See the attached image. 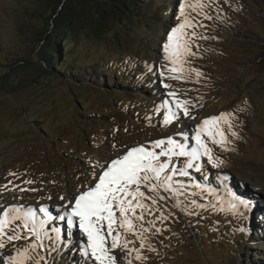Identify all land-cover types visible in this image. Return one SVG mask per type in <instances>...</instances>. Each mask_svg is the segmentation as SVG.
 <instances>
[{
	"label": "rangeland",
	"instance_id": "374dc122",
	"mask_svg": "<svg viewBox=\"0 0 264 264\" xmlns=\"http://www.w3.org/2000/svg\"><path fill=\"white\" fill-rule=\"evenodd\" d=\"M164 1L166 13H170V18H160L164 29L139 22L128 24L123 46L112 44L107 48L100 42L90 51L78 47L66 55V62L73 63L74 68L84 66L78 81L64 79L53 70L38 75L24 64L10 72L13 89L0 92V215L14 204L32 207L38 218L41 206L51 213L44 248L31 253L27 264L37 260L49 264L50 259L51 264H93L83 256L86 237L53 219L64 204L60 197L67 198L70 192L94 184L95 171H99L93 168L96 161L108 162L131 147L169 136L182 141L181 132L191 136L192 131L184 127L189 123L187 118L163 124L164 102L173 99L167 95L169 91L196 102L193 112L197 122L232 113L228 119L237 135L232 136L222 122L228 140L226 149L210 142L209 146L224 163L213 168L205 157L201 173L190 169L193 181L204 191L188 188V193L198 194L179 197V207L173 206L172 199L161 201L168 219L156 222L160 233L154 228L145 233L143 249L135 235L127 234L132 241L129 248L139 250L146 259L136 260L135 252L127 259L132 264H245L242 259L252 260L253 256L264 264V0H216L203 9H187L191 19L205 25L195 29L198 37H207L194 38L192 51L196 55L188 57L189 63L184 65L202 73L198 82L195 72L167 71L172 65L163 60L162 42L170 28L179 23L175 18L179 13L175 0ZM201 2L209 4V0H189L190 4ZM30 8L27 0H0V71L8 63L27 57L35 47L31 29L21 18ZM205 13L212 19L204 18ZM94 61L126 68L134 64L145 72L139 75L137 71L135 76L130 72L119 82L113 74L104 75L96 71V66H86ZM162 70L164 77H160ZM170 75H186L187 80L170 79ZM163 84L171 87L165 89ZM187 142L194 145L192 140ZM179 159L182 162L185 158ZM224 174L230 176L228 181L223 180ZM176 179L188 183L186 177ZM25 180L34 183L24 184ZM4 185L12 190H5ZM13 185L37 191L21 192ZM234 189L253 204L252 211L240 217L210 206V202L219 201L227 208L229 194H236ZM192 200L209 207H196ZM185 207L187 213L182 210ZM144 226L149 227L147 223ZM56 228L62 229L59 239ZM222 230L228 234L222 236ZM50 242L56 246L51 252ZM27 245L24 240L7 244L0 250V260L5 253L16 255L17 249L22 251ZM149 245L154 250H149Z\"/></svg>",
	"mask_w": 264,
	"mask_h": 264
},
{
	"label": "snow or ice",
	"instance_id": "6c2138e0",
	"mask_svg": "<svg viewBox=\"0 0 264 264\" xmlns=\"http://www.w3.org/2000/svg\"><path fill=\"white\" fill-rule=\"evenodd\" d=\"M215 2L216 0H209V4L205 5L203 2L190 4L189 0H175L174 7L178 8L179 13L175 18L179 23L170 28L166 40L162 42L163 60L172 65L167 67L169 73L195 72L198 82L202 73L198 69L185 68L184 65L189 63L188 57L196 55L192 51L194 38L207 39V37H198L195 29L205 25L191 19L187 9L191 8L195 11L197 7L203 9ZM204 18L212 19L206 13ZM190 28L193 30L188 32L187 29ZM160 77H164L163 70L160 72ZM168 78L187 80L186 75H170ZM163 87L168 89L171 85L163 84ZM167 95L173 99L164 102L166 111L163 124L169 125L187 118L189 123L184 127L192 131L191 136L187 132H181L182 141L169 136L131 147L108 162L96 161L93 168L94 170L98 168L99 171H95L94 184L85 186L84 190L77 193L70 192L67 198L60 197L64 204L61 206V212L53 219H58L66 229H77L86 237L83 256L92 260L93 264H124V260L132 252H135L136 260L146 259L139 250L129 248L132 241L127 239V234L135 235L140 240V248L143 249L147 239L144 234L151 232L153 228L155 233H160L162 230L156 227V222L163 223L168 219L161 209V201L167 202L172 199L175 201L173 206L179 207L182 203L179 197L187 198L189 195L198 194L188 193V188L200 189L201 193L204 191L199 183L193 181L189 170L201 173L203 169L201 161L205 157L206 163L213 168H219L224 163L218 156H214L213 148L209 146L210 142L211 145L226 149L228 140L222 122L228 125L232 136L237 135L232 131V123L228 119L233 115L232 113H221L197 122L193 112L197 107L195 101L178 98L176 91H169ZM189 140L194 141V145H190L187 142ZM179 158L185 159L181 162ZM9 175L16 176L15 173ZM176 177H186L188 183ZM229 179L230 176L223 175V180ZM8 183L12 184V181ZM23 183L32 184L34 181L25 180ZM3 187L5 190H12L8 185ZM13 188H19L21 192L37 191L35 188L28 189L18 185H13ZM229 195L231 199L227 208L219 201L216 204L210 202V206L218 211L227 210L240 217L253 210V204L249 200L234 193ZM191 204L202 209L209 207L203 203L197 204L195 200H192ZM182 210L187 213L186 207ZM38 211L43 214V218H38L37 211L32 207L24 205L14 204L2 210L0 250L7 244L21 240L27 241L28 245L22 251L17 249L16 255L5 253L0 264H27L32 259L31 253L44 248L43 240L48 234L46 225L51 213L44 206ZM156 212L160 215L156 216ZM190 214L198 215V213ZM146 217L152 219L147 220ZM145 223L149 227H145ZM55 231L59 239L62 229L56 228ZM148 247L149 250H154L151 245ZM35 264H39V260L35 261ZM127 264H132V260L127 259Z\"/></svg>",
	"mask_w": 264,
	"mask_h": 264
},
{
	"label": "trees",
	"instance_id": "16d2710c",
	"mask_svg": "<svg viewBox=\"0 0 264 264\" xmlns=\"http://www.w3.org/2000/svg\"><path fill=\"white\" fill-rule=\"evenodd\" d=\"M27 2L31 8L21 18L26 20L25 25L31 29L35 47L27 57L8 63L0 71V92L13 89L9 74L14 66L22 64L31 66L38 75L50 74L53 70L62 74L64 79L78 81L83 75L84 66L74 68L73 63L66 62V55L78 47H85L90 51L92 45L100 42L107 48H112V44L121 47L126 43L128 32L125 29H129L128 24L139 22L160 30L164 29L160 18L164 19L165 15L170 18V13H166L167 5L164 0H27ZM115 47L113 48L118 49ZM86 66H96V71L103 72L104 75L113 74L119 82L125 80L130 72L134 76L137 71L139 75L145 72V69L137 68L134 64L131 68L118 63L112 67L94 61ZM138 78L141 84L142 78ZM221 234L226 236L228 232L224 230ZM235 238L233 240L236 243ZM48 247L50 252L56 248L51 242L48 243ZM242 254L243 252L240 253ZM251 259L242 261L245 264H262L256 262L253 256ZM51 262L50 259L48 263Z\"/></svg>",
	"mask_w": 264,
	"mask_h": 264
},
{
	"label": "bare ground",
	"instance_id": "6f19581e",
	"mask_svg": "<svg viewBox=\"0 0 264 264\" xmlns=\"http://www.w3.org/2000/svg\"><path fill=\"white\" fill-rule=\"evenodd\" d=\"M232 187H233V186H232ZM234 190H235V189H234ZM235 191H236V190H235ZM238 191H239V190H238ZM236 194L238 195V194H239V192H237V191H236ZM42 215H43V214H41V213H40V216H39V218H42ZM67 243H69V242H68V239H67Z\"/></svg>",
	"mask_w": 264,
	"mask_h": 264
}]
</instances>
